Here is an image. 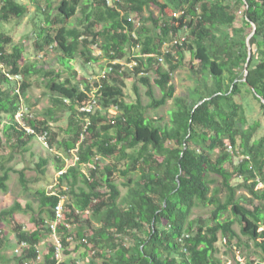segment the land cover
<instances>
[{
    "label": "trees",
    "instance_id": "16d2710c",
    "mask_svg": "<svg viewBox=\"0 0 264 264\" xmlns=\"http://www.w3.org/2000/svg\"><path fill=\"white\" fill-rule=\"evenodd\" d=\"M82 1L60 0L56 13L49 17L44 13L46 28H41L37 37L39 49L56 44L65 69L71 68L69 62L77 53L85 55L87 62L97 61L89 48L93 45H98L106 58V67L111 66L99 78V103L103 109L117 106L118 113L112 122L99 112L91 116L79 145L83 119L77 106L87 99L91 86L84 84V90H80L68 78L60 80V71L22 65L23 48L13 45L8 50L11 39L0 32V60L7 72L22 77L19 92L0 89V114L9 117L3 129L5 141L21 150L36 138V133L48 131V147H57L65 154L58 159V170L65 166V156L71 157V149L77 147L78 156L59 176L67 184L65 189L51 194L45 189L35 190L37 210L31 204L26 206L33 210L31 227L25 229L19 223L14 227L16 243L27 242V247L14 255L15 263L35 262L37 246L46 235H53L46 221L54 219L53 208L65 195L62 217L69 227L59 222L56 237L67 255L70 242H75V248L83 250L82 256H88L89 264H221L216 256L219 233L227 245L235 241L238 246L240 234L244 235L264 254V229L258 230L264 223V133L257 135L262 125L258 119L248 122L246 112L247 107L253 110L248 101L251 96L264 115L260 100L264 99V0H119L112 6L105 0ZM150 3L156 5L158 15L143 17V9ZM80 5L78 24L68 26ZM241 9L242 24L235 27ZM26 11V5L17 0H0V21L21 18ZM131 14L140 20L138 25ZM251 22L256 31L249 40L251 57L243 80ZM181 29L189 35L162 52L163 44L178 36ZM131 48L136 51L126 60L136 62L133 68L111 63L123 59ZM186 52L198 62L191 68L194 83L187 95L175 96L171 74L181 66ZM150 72H154L153 83L161 92L157 99L147 75ZM32 74L50 75L44 85L51 94V106L43 112L50 121L27 117L26 123L36 132L26 134L13 118L19 94L24 95L31 86ZM129 76H136L146 87L147 105L141 103L135 84V100H125L123 87ZM12 80L16 79H9L0 70L1 83L10 85ZM93 83L98 85L97 81ZM170 99L174 100L170 124L160 125L146 116L147 108L163 106ZM56 108L70 114L66 129L60 132L52 131L50 124L59 120ZM236 156L239 160L234 163ZM105 158L111 161L103 164ZM45 164L40 159L35 171L44 173ZM0 172L1 191H8L11 172H16L20 185L25 186L22 169L4 167L0 161ZM117 173L127 179L122 183L127 187L124 196L115 181ZM209 174L220 178V187L210 188L213 181ZM232 179L241 180L233 184ZM258 183L263 187L257 189ZM241 187L261 203L252 208L242 205L241 198L236 197ZM199 205L212 207V223L190 218ZM227 211L240 218L239 234L232 227L234 220L223 218ZM20 212L28 211L15 200L0 210V217L11 218ZM81 215L86 216L84 221L90 229L80 222ZM196 221L199 225L194 228ZM144 228L147 231L142 238ZM5 240L0 239V246L10 243ZM53 252L52 243L40 264H75L70 257L57 263Z\"/></svg>",
    "mask_w": 264,
    "mask_h": 264
},
{
    "label": "rangeland",
    "instance_id": "374dc122",
    "mask_svg": "<svg viewBox=\"0 0 264 264\" xmlns=\"http://www.w3.org/2000/svg\"><path fill=\"white\" fill-rule=\"evenodd\" d=\"M18 2L26 5L27 11L21 18H13L8 22L0 21V32L4 33L6 36L10 37L11 42L6 46L8 50L11 49L13 45H19L23 48V59L22 65L31 66L35 64L36 69H44V70H55L60 71L61 77L60 80L68 78L72 83H77L80 90H84V84L91 85L93 81L96 80L99 75L103 73L105 67L107 65L106 58L102 55L101 50L98 45L90 46L92 57H98L97 61H85V55L77 53L75 58L72 59L69 64L71 68L65 69L61 64L60 57L63 56L62 52L56 48V44L49 46L48 48L39 49L37 46V37L38 32L41 28H46V19L47 16L44 13L49 15H53L56 13V7L59 4L60 0H17ZM159 3H163V0H156ZM84 2V0L82 1ZM158 9L155 4L150 3L148 6H145L142 12L143 17H147L149 15L157 16ZM81 5L77 8L76 13L73 17L69 19L68 26H76L78 24V20L81 18ZM130 17L136 21V25H138V18L131 14ZM243 11L242 9L237 11L236 20L234 22L235 27H240L242 24ZM189 32L186 29H181L178 34L179 37H187ZM130 53H127L123 59L120 61L123 63H128L127 58L132 57L131 53H135L136 49H129ZM197 60H192L190 54L188 52L185 53L184 60L181 66L178 67L171 74V83L174 85V95L175 96H184L187 95L189 89L193 86L194 80L192 78L191 68L192 66H197ZM150 78L152 85V93L154 98H159L161 96V92L159 88L154 85L153 79L155 78L154 72H150L147 74ZM50 75H38L37 74L30 76L29 80L31 82V86L25 91V94H19V107L26 108L28 112H30L33 118L37 120H46L50 121V116H43V112L46 111L47 108L51 106L50 93L46 90L44 81ZM17 81V82H16ZM22 81V77H19V80H12L10 85H6L0 82V89L3 91L9 92H17L18 84ZM82 81V82H80ZM19 82V83H18ZM18 83V84H17ZM137 85L139 98L143 105H147L149 103V97L146 95V87L138 82L136 76H129L125 79V86L123 87L125 100L126 101H134L136 95L133 92V85ZM89 93V92H88ZM248 101L252 106L253 110L247 107V118L248 122H252L258 119L262 125V127L257 132V135H262L264 133V115L259 113L258 106L256 102L248 96ZM174 107V100L170 99L160 107H149L146 110V116L149 119H153L154 123L164 125L170 124V111ZM59 115V120L56 123L50 122L52 131H62L66 129L69 121V113L65 111H57ZM1 122H0V137L2 138V143L0 145V161L3 162L4 167H11L16 170H23L25 174V186L22 187L19 183V177L16 172L10 173V179L8 181V191L3 192L0 190V210L10 207L15 200H18L22 207H24L28 212L16 213L11 218H3L0 217V239H6L5 242L10 240V243L5 244L3 247L0 246V264H16L15 257L13 254V249L16 246V241L14 238V227L16 223L22 225L23 228L27 229L31 227L30 216L32 215L33 210H37V200L35 199L34 193L36 189H45L47 192H58L59 189H65L67 186L66 183L60 181L58 175L57 166L60 164L59 158L64 156L65 154L58 150L57 147H47L44 145L38 138H33L28 142L26 147L21 150H15V148L10 147L9 141H5L6 135L3 134L4 125L9 122V117L6 114L1 113ZM59 127V128H58ZM84 138V134H83ZM81 138L77 142L76 145H79V142L83 139ZM215 157V155H214ZM40 159L45 160L46 164L44 167V173H38L35 171V165ZM73 159V157L65 156V165L69 164V162ZM239 157H234V163H237ZM103 164L109 163L111 161L110 158H105L101 160ZM227 165V164H226ZM227 167L231 170V166L227 165ZM63 169V168H62ZM86 170V169H85ZM100 173V169H99ZM1 175V172H0ZM130 177L135 178V174H130ZM209 179L213 181L211 183L210 188L213 189L215 186L220 187V178L215 174H209ZM241 179H232V183H238ZM60 181V182H59ZM116 183L119 186L121 191V196L126 194L127 187L122 183L127 182V179L122 177L119 173L116 174L115 178ZM263 185L258 183L256 188H262ZM104 190V187L101 188ZM225 195V190L219 193L221 199ZM65 201L67 196H62ZM236 197L241 198L240 203L245 205L248 208H252L255 205L261 203L256 198L250 196L248 191L241 187L236 192ZM27 204H31L33 210H28L26 208ZM263 204V203H262ZM211 206H196L193 209L191 219H195L200 221H206L207 224L212 223L210 219V211ZM86 215L87 214H83ZM81 215L80 219L83 223L84 228H88L89 226L85 223L84 218ZM223 218H232L234 223L232 225L233 229L239 234L240 233V218H236L229 211H227ZM199 222L196 221L194 224V228L198 227ZM91 224L97 225L95 222H91ZM264 226V225H263ZM90 229V227H89ZM88 230V229H87ZM145 231L147 228H144L140 236L145 237ZM218 242L217 247L218 250L216 252V256L221 259V264H264V254L260 249L256 248L254 243L247 239L244 235L240 234V245L238 246L235 241L231 245L226 244V240L222 237V235L218 234ZM49 235H46L42 242L37 246L40 256V262H33L30 264H40L43 261V255L46 253L50 244L53 241L50 239ZM130 244H133V241H129ZM76 243L70 242L66 251L69 253L68 255L63 252V257H70L71 261L75 264H89L88 256L83 257L81 252L82 249L77 250L75 248ZM90 259V257H89Z\"/></svg>",
    "mask_w": 264,
    "mask_h": 264
},
{
    "label": "built area",
    "instance_id": "2783aa9c",
    "mask_svg": "<svg viewBox=\"0 0 264 264\" xmlns=\"http://www.w3.org/2000/svg\"><path fill=\"white\" fill-rule=\"evenodd\" d=\"M107 5L112 6L114 5L117 1L119 0H105ZM183 39H185V37H179V36H175L172 37V40L170 42H166L163 44V47L161 48L162 52H166L168 51V47L171 46L172 44H176L178 42H181ZM1 51H0V56H1ZM160 61H162V58H159ZM112 64L114 63H120L122 65H126L129 68H133L136 64V62L134 60L128 62V63H123L120 60H113L111 61ZM111 69V66L108 65V67L105 68V70L103 71V73L101 75H99V77L94 80L98 82V85L96 84H91L90 86V91L89 93H87V99L82 101L78 106H77V113L79 117H82L83 119V125H82V131H81V138H83V134L85 133V131L87 130L88 126L90 125V121H91V116L97 114L98 112L101 113L102 115H104L107 119H110L118 113V107L114 106L108 109H103L99 103V96H100V88L101 85L99 83V78L100 77H104L105 72ZM0 70L4 73L5 76H7L9 79H16L19 80V76L18 75H11L9 72L6 71L3 62H1L0 60ZM19 83V82H18ZM19 86V84H18ZM18 91V87L16 89ZM19 92V91H18ZM29 117H33L32 114L30 112L27 111L26 108L23 107H18L17 111L14 114V121L17 125L18 128H22L25 130L26 134H35V130L32 126L28 125L26 123V118ZM112 122V120H111ZM47 136H48V131H44L42 134H38L36 133V138H38L44 145H46L48 147V143H47ZM71 153V157H73V159L69 162V164H66L63 169L59 170L57 173L58 175H61L65 169L70 166L73 165L77 160H78V156H77V147L71 149L70 151ZM94 167V166H92ZM49 194L54 193V192H48ZM64 202L65 199L61 196L60 200L58 201V203L54 206V219L53 220H48L46 221V226L48 228H50L51 232H52V236L54 237V241H53V245H54V258L56 259V262L59 263L61 262L64 257H63V246L60 242V240L58 239V237H56V231H57V225L59 222H63V224L66 227H69V223L64 222V219L62 217V214L64 212ZM78 212V211H76ZM86 213H88V211H85ZM264 223L262 224V226L259 227L258 230H263L264 229ZM71 237H69L70 239ZM27 247V242L25 241H21L16 243V246L13 249V254L14 255H19L22 250ZM38 260H40V256L38 255L35 262H37ZM39 262V261H38ZM24 264H28V263H24Z\"/></svg>",
    "mask_w": 264,
    "mask_h": 264
},
{
    "label": "water",
    "instance_id": "95a60500",
    "mask_svg": "<svg viewBox=\"0 0 264 264\" xmlns=\"http://www.w3.org/2000/svg\"><path fill=\"white\" fill-rule=\"evenodd\" d=\"M251 26H252V29H251L250 33L247 35V37H246L247 61L244 64L243 80L246 79L248 61L250 60V57H251V45H250L249 40L254 35V33L256 31V25L253 22H251ZM260 100H261L262 103H264V99L260 98ZM201 102L202 101H200L199 103H201Z\"/></svg>",
    "mask_w": 264,
    "mask_h": 264
},
{
    "label": "crops",
    "instance_id": "0c3cea01",
    "mask_svg": "<svg viewBox=\"0 0 264 264\" xmlns=\"http://www.w3.org/2000/svg\"><path fill=\"white\" fill-rule=\"evenodd\" d=\"M50 237H51L50 239H52L53 236H50ZM53 238H54V237H53Z\"/></svg>",
    "mask_w": 264,
    "mask_h": 264
}]
</instances>
